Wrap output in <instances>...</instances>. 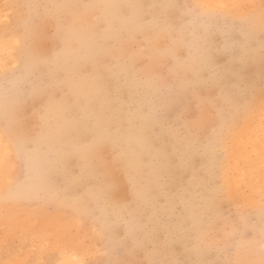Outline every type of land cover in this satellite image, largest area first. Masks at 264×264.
<instances>
[{
	"label": "bare ground",
	"instance_id": "obj_1",
	"mask_svg": "<svg viewBox=\"0 0 264 264\" xmlns=\"http://www.w3.org/2000/svg\"><path fill=\"white\" fill-rule=\"evenodd\" d=\"M66 1L69 4L76 1L79 14L85 19L94 18L104 33L94 40L74 25L61 36L64 47L59 56L54 59L50 56L52 68L48 74L55 77L61 74L63 85L68 89L64 93V100H57L53 93H49L38 115L41 122L37 129L44 134L45 139L48 138V143L45 142L48 154L45 153L43 158L37 153L41 142L33 147V152H26L24 139L18 129L21 105L8 100L0 92V119L5 121L3 126L0 125V188L5 186L7 180L13 179L10 189L0 196V264H41L48 257L49 250H56L54 264H89L88 261L94 260L100 250L96 247L99 236H108L109 249L112 251L111 244L116 246L121 243V234L117 236L119 230L127 237L130 248L125 258L113 256V264H207V260L210 264L217 263L208 258L206 260L209 254L200 246L202 238L220 213L216 203L219 185L214 181L226 171L229 160L235 174L228 177L232 195L243 200L247 206L258 202L254 196L262 189L260 180L264 167L262 110L257 113L256 124L244 132V144H233L231 159L225 154V145L235 133L232 128L238 118L251 113L250 96L245 93V88L237 85L239 79L233 83L236 88H232L244 101L243 108L234 112L232 126L216 127L214 136L200 150L197 138L185 137L181 123L166 132L162 116L169 105L163 99L159 86L148 77L128 73L126 66H129V61H117L120 43L125 42L129 46L137 42L145 30L141 19L145 12L134 9L135 0ZM232 1L243 3L246 0H227L228 3ZM221 2L213 0L212 4ZM164 5L163 1L157 6ZM61 9L63 11L64 6L57 5L53 13L57 14ZM211 17H200L201 24L197 26L200 33L190 38L188 43L183 41L189 38L186 36L188 32L185 35L179 30L166 29L165 33L174 43L168 52L155 53L151 46L154 36L150 39L140 38L138 45L150 48L148 54L142 57L158 66L163 64L160 59L173 58L179 45H184L185 56L182 60L172 62V72H180L186 80L182 84L185 89L190 83L202 85L206 81L202 76V67L210 47L207 42L210 32L205 21L214 19ZM71 18L76 20L79 16L73 13ZM230 19L245 24V20L237 15ZM257 19L260 25L251 26L246 31L240 27L237 29L241 37L238 38V46L243 49L242 44L248 45L235 59L242 69L248 67L245 60L254 49L249 44L261 40L264 43V18ZM34 36L30 24H19L15 33L9 34L6 29L0 31V43L1 40L12 39V50L16 49L15 53H9L10 59L6 62V45L0 46V54L5 55H0V69L12 64L18 65L21 70L17 79H10L14 81L11 89L19 82L22 85L30 83L34 68L29 51L35 48ZM22 37L29 40L30 48L18 53ZM74 43L80 45L76 58L72 51ZM226 49L229 46L225 43L222 52ZM87 68L90 71L85 76L83 70ZM257 69H262V61ZM231 85L230 80L226 82L227 87ZM108 95V98L104 97ZM78 133L86 135L90 143L70 153L69 149L73 145L68 136ZM166 135L173 140L168 154L165 153L168 144L159 139ZM107 144L110 145L112 156L109 160L111 168L120 176H125L129 183V207L121 205L110 186L86 183V178H94L101 169L98 153ZM21 157L24 158L25 171L23 179L19 181L16 180V168ZM195 157L201 158V164L197 169H192L187 197L181 194L182 207L176 214L178 219L173 220L172 210L176 208L178 200L171 194V179L181 166L190 167ZM73 160L77 162L73 163L77 166L76 171H71L69 167ZM102 174L106 175L107 172ZM30 199L35 200L34 204L38 208L32 212L33 215H25L21 210L24 202ZM47 205H51L53 210L49 211ZM11 213H17L18 216L10 219ZM95 214H98L97 219ZM252 217L257 224L252 228L255 238L248 245L260 246L262 255L260 258L254 249L242 250L241 254L252 258L255 264H262L264 209ZM89 219L94 222L90 220L91 223L84 228ZM226 225V230H216L220 234L212 240L228 239L234 226L232 222ZM147 244H151L150 250L146 249Z\"/></svg>",
	"mask_w": 264,
	"mask_h": 264
},
{
	"label": "rangeland",
	"instance_id": "obj_2",
	"mask_svg": "<svg viewBox=\"0 0 264 264\" xmlns=\"http://www.w3.org/2000/svg\"><path fill=\"white\" fill-rule=\"evenodd\" d=\"M135 1L136 4L133 3V5H136L134 9H139V12H145L144 17L141 18L145 30H143L137 42H132L129 46L125 42L120 43L117 50L119 52L117 61L118 63L129 61V66H126L128 73H134L138 77H148L159 86L163 99L165 98L169 105V109L164 111L162 116L163 127L166 132L173 130L181 123V126H184L183 134L186 138L198 139L200 142L199 149L214 136L216 127L232 126L231 118L234 112L243 108L244 101L235 92V89L232 88V86L236 88V85L233 84L235 80L239 79V84L237 85L242 89L245 88V93L250 96V115L246 117L241 116V118L237 119L236 125L232 128L235 129V133L232 138H228L225 145L227 148L225 154L228 159H231L233 156V150L231 151L233 144H244L243 134L247 131V128H251L256 124L258 111L262 110V116L264 117V43L262 44V40L259 43L254 42L249 44L250 48L254 49L247 60L244 59L246 65H248L246 69H242L235 61L243 53V50L248 47L245 44L241 45L243 49L238 46V38L241 39V37L237 29L240 27L246 31L251 26L260 25V21L257 18L262 16L264 18V0H246L243 3L235 1L228 3L227 0H220L223 2L215 3V5L212 4L213 0H209L210 2H205L204 0ZM163 1L165 3L164 6H157L162 4ZM57 5L64 6V10L62 11V8L56 14L53 12ZM79 10L76 1L74 4H69L66 0H51L50 2L48 0H0V15L2 17L0 19V31L6 29L9 31V34L15 33L16 27L23 23L30 24L35 32V48L29 51V59L32 68H34L30 83L22 85L19 82L11 89V83L14 81L10 79H17L21 75V70L18 69V65L12 66L10 64L8 67L0 69V92L8 100L16 102L17 105L20 103L21 118L18 129L24 139L26 152L28 153L30 150L33 152V147L38 146V142H41L39 146L40 150L37 151L40 158H43L48 150L45 145V142L48 143V138L45 139L44 134H41V131L37 129L41 122L38 119V115L46 103L49 93H53L54 98L57 100H64L66 97L64 93L68 89L63 85V76L61 74H58L56 77L53 74H48L49 69L52 68L51 57L53 59L58 57L63 50L64 46L61 44V36L74 25L87 32L94 40L104 33V29L95 23L94 18L85 19L79 14ZM73 13L77 14L79 18L72 20L71 15ZM4 15H7V17L4 18ZM120 15L124 16L123 14ZM233 15L243 18L245 24L239 23L237 19L236 21L230 19ZM208 16H212L211 18L214 19L205 21V25L210 32L209 39H207L210 47L207 49L209 52L208 58H206L202 67V76L206 80L202 85L200 83H190L185 89L182 84L186 80H184L180 72H172V62L174 60H182L185 56L184 45H179L178 50L174 51L173 58L160 59L163 64L158 66L153 65V62L148 58L142 57L143 54H148L150 48L148 49V46L140 47L138 45L140 44V38L146 37L150 39L154 36L151 46L154 47L155 53L168 52L174 47V43L165 33L166 29L179 30L185 35L188 32L189 34L186 36L189 38L183 40L185 43H188L190 38H194L200 33L199 27H197L201 24L199 22L200 17L206 19ZM150 26L151 29H149ZM22 38L18 53L30 48L29 40L25 37ZM11 40H1L2 42L0 43V46L6 45L5 51L8 52L5 58L6 62L10 59L9 53H15L16 51V49L12 50L13 44H10ZM225 43L228 44L229 49H226L223 53L222 46ZM79 47V44H73L72 51L74 52V58L78 57ZM1 56L5 55L2 54ZM261 61L262 69L258 70L257 65ZM89 71V68L83 70L85 76L88 75ZM229 80L232 85L227 87L226 82H229ZM104 97L108 98L109 95ZM4 124L5 121L0 119V125L3 126ZM68 137L73 145L69 149L70 153L90 143L88 137L83 133L71 134ZM159 139L164 144H168L167 150L165 149V153L168 154L173 144L172 138L166 135ZM262 142V156H264V132L262 133ZM98 156L101 159L102 167L95 174L94 178H86V183L100 184L103 187L110 186L113 188L112 192L114 196L121 201V205L129 207L131 205V199H129L130 197L127 193V190L129 191V183L126 181L125 176H120L116 170L111 168V163L109 162L112 158L110 145L103 146ZM21 159V161H18L16 168V180L19 181L23 179L25 171L24 158L21 157ZM74 162L76 161L73 160L69 166L71 171L77 170V166L73 164ZM200 164L201 158L195 157L190 167L185 168L181 166L175 177L171 179L170 184L173 186L171 194L178 200L176 208L172 210L174 214L173 220L178 219V215L176 214L180 212V207H182V202L180 201L181 194L184 193V196L187 197L188 185L192 180V169H197ZM239 166H241V163H239ZM226 167L227 169L221 177L215 178L214 181L217 186L219 185L216 203H218L217 206L220 208V213L217 220L202 238L200 246L209 254L205 259L207 260L208 258L211 262L216 261L217 263L215 264H255L252 258L244 257L241 252L242 250L254 249L260 258L262 255V248L260 246L251 247L248 244L255 238L252 228L257 222L252 216L262 212V209H264V167L261 171L263 173L262 180H260L262 189L257 192V196H254L258 202L252 206H247L243 200L232 195V190L228 184V177L230 178L235 174H233L234 171L229 160ZM104 171L107 172L106 175L102 174ZM12 180H7L5 186L0 188V196L4 191L10 189L13 183L10 181ZM34 203V199H30V201L26 200L21 213L31 215L35 208H38V205ZM47 207L49 211L53 210L51 205H47ZM95 215L97 219L98 214ZM14 216L17 217L18 214L11 213L10 219H14ZM90 220H87L88 224H84V228L89 225ZM91 221L94 222V220ZM229 222H232L234 227L231 228L228 239L223 241L212 240L213 237L220 234L216 233V230L218 232L223 228H225L223 230H226L228 228L226 223L228 224ZM118 233L117 236L121 234V237H119L121 243H118L116 246L111 244L112 251L109 249L110 242L108 241V236L105 237V234L99 236L96 247L97 250L100 249L101 251L99 250L94 260L88 261L89 264H113V256H116L117 259L125 258L130 246L127 243V237L124 236L122 231L119 230ZM239 245H242V247H239ZM106 249L107 253H105ZM146 249L150 250L151 244H147ZM47 256L41 264H54L56 250H49ZM207 264H210L208 260ZM262 264H264V257H262Z\"/></svg>",
	"mask_w": 264,
	"mask_h": 264
}]
</instances>
